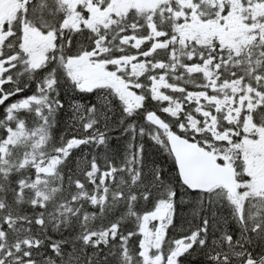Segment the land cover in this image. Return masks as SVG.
<instances>
[{"label": "snow or ice", "instance_id": "obj_1", "mask_svg": "<svg viewBox=\"0 0 264 264\" xmlns=\"http://www.w3.org/2000/svg\"><path fill=\"white\" fill-rule=\"evenodd\" d=\"M0 264H264V0H0Z\"/></svg>", "mask_w": 264, "mask_h": 264}]
</instances>
